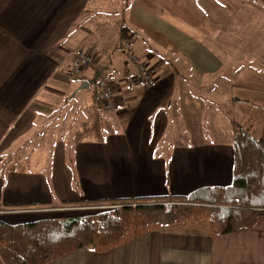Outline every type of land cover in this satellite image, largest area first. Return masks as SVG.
I'll use <instances>...</instances> for the list:
<instances>
[{"label": "crops", "instance_id": "obj_1", "mask_svg": "<svg viewBox=\"0 0 264 264\" xmlns=\"http://www.w3.org/2000/svg\"><path fill=\"white\" fill-rule=\"evenodd\" d=\"M124 39L153 85L123 80L136 68ZM75 49L111 73L112 112L93 89L82 110L64 112L68 100L78 101L79 91L71 96L78 83L96 72L73 84ZM190 78L198 94L187 92ZM242 88L264 99L261 0H0V219L27 223L51 218L43 214L66 202L171 201L230 185L234 120L221 110ZM86 118L96 132L68 140L65 125L82 129ZM48 264H264V216L217 236L207 220L165 225Z\"/></svg>", "mask_w": 264, "mask_h": 264}, {"label": "trees", "instance_id": "obj_2", "mask_svg": "<svg viewBox=\"0 0 264 264\" xmlns=\"http://www.w3.org/2000/svg\"><path fill=\"white\" fill-rule=\"evenodd\" d=\"M93 91L96 98V87ZM232 128L230 185L201 188L172 202L167 197L108 199L100 203L117 206L80 216L17 224L0 219V264H48L82 248L101 253L188 221L207 220L213 236L252 228L264 216V126L257 137L234 121ZM69 205L80 203H63Z\"/></svg>", "mask_w": 264, "mask_h": 264}, {"label": "rangeland", "instance_id": "obj_3", "mask_svg": "<svg viewBox=\"0 0 264 264\" xmlns=\"http://www.w3.org/2000/svg\"><path fill=\"white\" fill-rule=\"evenodd\" d=\"M177 78L179 80L183 81V79L181 78V75H178ZM78 81H80L79 77L75 79V81H74L75 83H73V84H77ZM79 85L80 84L78 83L76 89L79 87ZM184 86H186L188 93H197V94L200 91L197 89L199 87H201V86H198L197 84H195L194 82H192L191 78L185 80ZM216 87H219V86H216ZM221 87L223 89H225V87H223V86H221ZM93 88H94V85L91 84L89 87V90H87V89L80 90L79 91L80 95H79L78 101L68 100V104H67L64 112L67 114H70V116H71L72 111H76V113H77L78 110H82V108H83L82 97L87 95L89 93V91L92 90ZM262 97H263L262 94H259V95L255 94V92H253L251 90H246L243 88L238 89V91L235 92V94L232 98L230 96L229 104L223 105L222 110L221 109L220 110L223 111L226 116H228L229 120H234L237 123V126L243 128V129H248L253 136L257 137L260 135L262 128L264 126V99ZM236 100H238V101H236ZM205 121L207 123H209L210 119L206 118ZM218 121H219V124L223 125V121L221 118L217 117V122ZM65 126H67L66 127L67 137H68V140H70V141H72V139H76V138L90 137L91 135H93L96 132V131H94V133L92 132L93 126H95L94 128L98 127V126H96V124H94L92 122L91 119L88 120L87 118L85 119L84 128H82V129L81 128H75L74 127L75 123H72V120L70 123H67ZM209 126H210V124H206L207 131L213 133V128H211L209 130V128H210ZM51 133H52V131L49 130V133L47 135L49 138L53 137L52 136L53 133L52 134ZM113 205H115V204L92 203L90 205H81V206L80 205H69V206L60 207L59 209H55L54 211H48L45 214H43V216L47 215V216L56 217V218H64V217H71V216H80V215H84V214H93V213L99 212L100 210H98V209H83V208H85L87 206H91V207L98 206V208H100V209L103 208L101 210L104 211V210L111 209L110 206H113ZM69 207L76 208V209H68ZM78 208H80V209H78Z\"/></svg>", "mask_w": 264, "mask_h": 264}, {"label": "built area", "instance_id": "obj_4", "mask_svg": "<svg viewBox=\"0 0 264 264\" xmlns=\"http://www.w3.org/2000/svg\"><path fill=\"white\" fill-rule=\"evenodd\" d=\"M264 4V0H261ZM122 48L125 51L128 59L136 66L133 72H126L123 75V80L130 85L141 83L146 85H153L154 78L150 73L148 67L135 55L131 48V44L128 39H124L122 42ZM73 62L70 68V76L73 78L80 77L88 69H96L99 75L96 80L97 99L106 113H110L114 110L113 102V82L111 73L105 69H100V65L97 60L89 53L81 49H75L71 52ZM117 205L110 206L115 208ZM81 208V207H80ZM78 208V209H80ZM107 208V207H106ZM68 209H76L69 207ZM83 209H98V206H87ZM3 211L0 210V214Z\"/></svg>", "mask_w": 264, "mask_h": 264}, {"label": "water", "instance_id": "obj_5", "mask_svg": "<svg viewBox=\"0 0 264 264\" xmlns=\"http://www.w3.org/2000/svg\"><path fill=\"white\" fill-rule=\"evenodd\" d=\"M99 75V72L96 71L94 76L92 77V79L88 80V81H84L82 82L79 87L72 93L71 96H75V94L80 91V90H83V89H87L91 84L95 83L96 80H97V77Z\"/></svg>", "mask_w": 264, "mask_h": 264}]
</instances>
